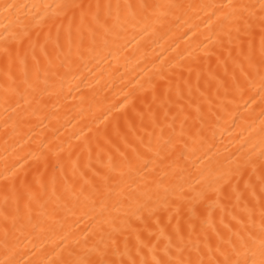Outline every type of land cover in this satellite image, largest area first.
<instances>
[{"label":"bare ground","instance_id":"bare-ground-1","mask_svg":"<svg viewBox=\"0 0 264 264\" xmlns=\"http://www.w3.org/2000/svg\"><path fill=\"white\" fill-rule=\"evenodd\" d=\"M257 2L0 0L17 6L0 8V264H59L85 239L150 260L138 247L175 251L177 228L208 261L224 225L259 234V205L249 221L237 199L247 175L220 179L264 151V81L223 7ZM69 3L120 15L81 35L75 10L69 44Z\"/></svg>","mask_w":264,"mask_h":264},{"label":"snow or ice","instance_id":"snow-or-ice-1","mask_svg":"<svg viewBox=\"0 0 264 264\" xmlns=\"http://www.w3.org/2000/svg\"><path fill=\"white\" fill-rule=\"evenodd\" d=\"M17 6L10 3L0 5L5 12H10ZM45 7H52L47 5ZM116 9V18H119L121 5L115 6L108 5H83L78 3L69 4H57L55 8L57 12L55 15L63 16L69 20V33L68 40L71 44V27L76 21V11L79 10V23L77 25L78 33L83 34L87 31L93 36L99 29L107 31V25L109 20L113 19L112 9ZM128 9H132V5L125 6ZM138 7L144 11L153 7L147 4L138 5ZM158 7V6H157ZM178 7V6H173ZM224 8L230 11L226 14V18L230 21L231 27L228 32L229 43L235 39L240 43H247V54L245 59L248 62V66L251 69L258 70L261 73V80L264 81V0H258L257 3H241L223 5ZM95 9V11H93ZM107 10L103 11L102 10ZM69 12L72 15L69 17ZM233 32L235 36H233ZM259 38V56L256 54V39ZM59 39V33L58 37ZM4 54L8 57L9 61L12 59V52L6 47L4 48ZM19 55V53H17ZM35 58V57H34ZM38 63V61H37ZM251 168V172L247 169ZM239 175L243 178L247 175V180L244 181L245 192L237 193V199L247 196L248 204L245 206V211L249 221L254 219L256 213V206L259 205L260 215V228L259 234L252 232L251 230H237L232 231L228 225H224L231 235L227 240L223 239V234L217 232L216 235L220 239V243L216 245L215 251L219 257L215 260L205 261L202 258V250L198 247L196 249H190L184 244V237L180 233V229H176L175 233V251H173V239L168 237V243L161 248L159 243L151 245L144 244L142 247H138L137 255L143 251L144 248H148V251L152 254L151 259H140L129 257L127 260H116L107 258L108 253L104 249L99 247H87V239H85L83 246L77 253L75 251L69 252V259L59 261V264H264V151L260 154V163L257 166L256 162L250 157L244 162V164H237L236 169L229 170L224 173L220 179L226 184L231 185V178ZM14 190V189H13ZM235 192L236 189H233ZM7 199V197H6ZM224 209H222L223 211ZM232 215V219L237 224H244L243 218H237L235 214ZM7 219V217H6ZM223 224V218L221 220ZM163 235V233H162ZM79 244V241H77ZM227 245V247H225ZM205 247L211 251V248L207 243ZM95 255L96 258H93ZM236 257V258H233ZM240 257H243L241 259Z\"/></svg>","mask_w":264,"mask_h":264}]
</instances>
